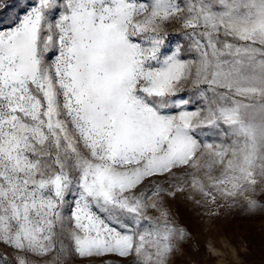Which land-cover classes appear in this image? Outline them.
Returning <instances> with one entry per match:
<instances>
[{
    "label": "snow or ice",
    "instance_id": "6c2138e0",
    "mask_svg": "<svg viewBox=\"0 0 264 264\" xmlns=\"http://www.w3.org/2000/svg\"><path fill=\"white\" fill-rule=\"evenodd\" d=\"M0 13V264H172L191 234L167 198L257 206L264 0H0Z\"/></svg>",
    "mask_w": 264,
    "mask_h": 264
},
{
    "label": "rangeland",
    "instance_id": "374dc122",
    "mask_svg": "<svg viewBox=\"0 0 264 264\" xmlns=\"http://www.w3.org/2000/svg\"><path fill=\"white\" fill-rule=\"evenodd\" d=\"M9 14L0 13V21ZM177 30L169 27L170 33ZM252 198L257 201L255 208L239 204L217 209L213 205L211 211L190 201L187 192L167 198L176 223L191 234L172 264H264V191L258 188ZM106 260L123 264L115 256L75 258L71 264H105Z\"/></svg>",
    "mask_w": 264,
    "mask_h": 264
}]
</instances>
